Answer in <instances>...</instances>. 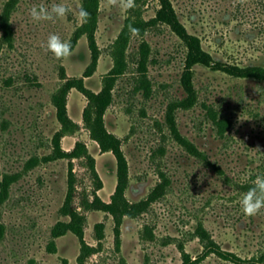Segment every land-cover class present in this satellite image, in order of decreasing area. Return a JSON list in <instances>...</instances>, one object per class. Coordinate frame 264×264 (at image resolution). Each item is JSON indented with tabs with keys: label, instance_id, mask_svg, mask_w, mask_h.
I'll list each match as a JSON object with an SVG mask.
<instances>
[{
	"label": "rangeland",
	"instance_id": "1",
	"mask_svg": "<svg viewBox=\"0 0 264 264\" xmlns=\"http://www.w3.org/2000/svg\"><path fill=\"white\" fill-rule=\"evenodd\" d=\"M6 1L0 0V17ZM172 2L215 60L264 66V0ZM82 3L19 0L11 16L13 45L0 48V264H80L82 239L93 247L84 264H183L181 245L192 259L204 253L196 233L200 221L246 264H264V209L249 217L239 203L256 176H264V81L233 75L215 62L196 63V99L191 106L176 105L188 96L182 83L188 47L169 24L152 20L160 0H135L132 9L120 7L119 0L116 5L100 0L101 54L95 76L86 77L95 91L115 66L116 40L127 17L151 20L144 34L130 37L124 71L115 77L104 115L107 130L120 138L128 174L117 201L108 206L118 184V159L112 150L99 155V142L82 117L79 129L69 133L70 141L85 144L81 156L72 159L70 178V159L54 146L62 123L53 94L65 81L62 68L69 76H83L92 52L83 34L72 54L58 59L47 49V39L56 34L73 41L84 21ZM53 4L70 11L48 21L30 16L32 7ZM2 32L0 27V39ZM73 91L70 106L80 116L89 100ZM172 105L181 133L204 155L174 137L168 121ZM76 142L70 146L63 139L62 146L73 149ZM86 148L98 157L95 169ZM46 155L52 158L43 160ZM6 175L13 179L7 195L1 184ZM72 182L74 195L63 210ZM197 264L237 263L210 253Z\"/></svg>",
	"mask_w": 264,
	"mask_h": 264
},
{
	"label": "trees",
	"instance_id": "2",
	"mask_svg": "<svg viewBox=\"0 0 264 264\" xmlns=\"http://www.w3.org/2000/svg\"><path fill=\"white\" fill-rule=\"evenodd\" d=\"M18 1L19 0H7L4 5V9L0 17V27L3 31L0 39V48L3 44H8L10 46L13 45L15 30L11 20V16ZM160 1L161 7L158 10L157 16L152 20H161L169 24L173 28V30L184 40L188 47L186 66L182 77V83L188 93V96L181 101H177L176 105L185 107L191 106L196 99L197 91L195 83L193 81V67L196 63L211 65L213 62H215L216 68L223 69L233 75L253 77L264 81L263 65L228 64L222 61L215 60L212 53L204 48L201 37L190 32L186 25L181 21L172 0ZM82 7L89 12L90 16L87 21H83L82 25L76 30L73 41H71V45L73 49L76 46L79 38L83 34H87L92 52V60L83 76H69L64 67L61 70V77L65 81L63 85L60 86L58 91L53 94V103L57 107V115L62 123V127L55 133L53 141L55 148L59 151V156L70 159L69 175L70 178H73L75 176V171L72 159L81 156L82 151H80L79 149L83 146L85 147V144L83 141L78 140L73 149L66 150L62 146V138L71 132H75L80 127V124L70 116L68 111L69 93L73 88H77L84 95H86L89 100L88 105L84 109L83 119L90 128L91 136L99 142L102 151L112 150L118 159V184L116 191L112 195V202L108 204V206H113L118 199L119 192L123 187H125L124 181L128 174V162L125 153L120 146V138L116 134L110 133L107 130L104 124V115L113 99L112 88L114 86V80L116 79L115 77L124 71L125 61L123 59V54L132 35L128 30V25L132 24L134 27L140 30L139 33L144 34L151 20L146 21L140 17H127L124 27L122 28L119 37L116 40L117 53H115V66L110 70L109 75L106 77L101 90L95 91L94 89L87 86L86 77L92 76L96 71L101 54V48L99 47L96 38V31L100 14V0H83ZM176 105H172L169 108L168 112V121L170 123V127L174 137L192 153L197 155H204V152L200 150L193 141H191L187 136L181 133L175 119L174 111ZM86 149L89 153L90 158H92L93 160L92 166L93 169H95L96 159L90 153L88 148ZM42 158L43 160H50L52 156L46 155ZM32 162L33 159L32 161H29L30 167L33 166ZM166 177L167 174L164 173V179H167ZM12 180L13 179L11 175H6L1 183L3 193L6 195L8 194ZM74 190L75 186L72 182V185L70 184V191L68 193L66 203L62 207L63 210L70 204L71 199L74 195ZM96 197L99 200V197ZM89 205L92 206L93 203L91 202L89 203ZM2 231L3 228L1 227L0 236L2 234ZM196 233L204 241V253L200 257L192 259L191 254L186 251L184 245H181L184 256L183 264H197L210 253H216L217 255L224 257L225 259H230L237 264H246L248 262L246 258H243L236 252L223 248L221 244L217 242L211 235L210 231L206 228L202 221L199 222ZM116 240L118 246L120 247L122 243L120 229L116 231ZM92 250L93 247H91V245H89L84 239H82V252L78 258L80 264L85 263L86 256L90 254Z\"/></svg>",
	"mask_w": 264,
	"mask_h": 264
},
{
	"label": "clouds",
	"instance_id": "3",
	"mask_svg": "<svg viewBox=\"0 0 264 264\" xmlns=\"http://www.w3.org/2000/svg\"><path fill=\"white\" fill-rule=\"evenodd\" d=\"M109 4L116 5L117 0H108ZM243 2V0H241ZM120 7L124 9H132L135 5V0H119ZM70 8L63 4H53L51 9L41 5L38 8L30 9V16L35 21L53 20L57 17H64ZM80 17L86 22L89 18V12L83 7L79 10ZM128 30L132 35H139L140 30L132 24L128 25ZM47 49L54 54L58 59L68 57L72 54V45L70 41L62 40L59 35L50 34L47 39ZM240 207L244 215L252 217L260 213L264 209V176L257 175L252 181V187L247 192L242 194Z\"/></svg>",
	"mask_w": 264,
	"mask_h": 264
},
{
	"label": "crops",
	"instance_id": "4",
	"mask_svg": "<svg viewBox=\"0 0 264 264\" xmlns=\"http://www.w3.org/2000/svg\"><path fill=\"white\" fill-rule=\"evenodd\" d=\"M93 76H95V75H92L91 77H89V78H92ZM89 78L88 79H86V80H88L89 81ZM74 90V88L70 91V93H69V96H68V111H69V114H70V116L76 121V122H78L79 124L81 123V118L83 117V113H84V109H85V107H86V103H85V101H83V103H82V107H81V114H80V116H77V115H74L73 113H72V105L70 106V101H72L71 99H72V93L74 92L73 91ZM100 89H97L96 91H99ZM85 96V95H84ZM84 96H83V98H84ZM86 97V96H85ZM78 98V97H77ZM81 98V100H82V97H80ZM73 114V115H72ZM70 137L71 138H73V135H71V134H67V135H65L63 138H62V140L64 139V141L66 142V144H69L70 146H73V144L76 142V139H72L71 141H70ZM93 140H95V141H97L96 139H94L93 138ZM98 142V141H97ZM91 144L89 143V146H90ZM98 146H99V148L101 149V146L98 144ZM71 148L72 147H67V149L66 150H71ZM91 148V147H90ZM90 150V152H91V154L95 157V158H98V157H96V154H94L93 152H92V150L91 149H89ZM102 150V149H101ZM97 153H98V151H97ZM107 153V151H103L101 154H99V155H101V156H104L105 154ZM98 155V156H99Z\"/></svg>",
	"mask_w": 264,
	"mask_h": 264
}]
</instances>
